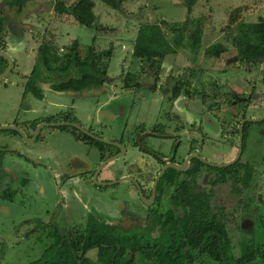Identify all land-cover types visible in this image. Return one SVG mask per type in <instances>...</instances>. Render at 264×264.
Listing matches in <instances>:
<instances>
[{"label": "flooded vegetation", "instance_id": "obj_1", "mask_svg": "<svg viewBox=\"0 0 264 264\" xmlns=\"http://www.w3.org/2000/svg\"><path fill=\"white\" fill-rule=\"evenodd\" d=\"M20 6L19 10L25 8L23 2ZM8 21L7 18L6 22ZM21 23L22 26L25 25V23ZM3 30H5L4 24L2 32ZM26 30L23 29V31ZM30 31L32 29L28 30V32ZM36 31V36L34 37L32 34V38L40 44L26 75L21 74L19 64L8 55L7 45H2L0 40V51H4L13 62L9 74L17 76L14 77L15 80L11 79L5 83V86L11 83L10 86L20 85L21 87L20 103L18 102L16 109L14 108L15 116L13 115L9 121L6 120L0 124V126L8 127L0 130L4 133L1 139L5 140V145L0 143V148L2 146L6 148L5 150L0 149V153L3 152L0 178L1 175L5 177L4 173L7 171L4 166V158L7 156L22 159L26 163H34L33 157L24 155L14 148V145L19 146L20 141L34 144L40 140L43 142L46 136L58 134L70 137L77 145L84 146L86 153L90 154V151L93 150L97 156L95 167L92 168V164L86 165L80 156L73 155L70 157L73 158V163H71L73 166L69 165L73 172L69 173L70 170L66 169L65 172L69 173V176L62 181L56 180L57 185L60 181L62 187L66 188L67 195L65 196L64 189L58 188L60 191L59 200L51 202V205L47 203L43 218L36 221L39 233L37 237L43 243V247L45 246L44 242L47 241L49 230L54 232L55 228H58L60 232L66 227L72 228L76 222L81 220L85 222L83 225L85 227L90 220H96L91 214L87 216L88 212L78 219L60 216L59 208L62 202L69 209L71 203L79 199L73 189L75 182H81L84 185L89 183L99 190L108 187L117 189L119 188L117 185L121 183L129 184L127 195L130 203L135 204L140 212L135 208L130 213H124L118 221L103 223L106 226L121 228L123 231L132 230L145 225V223L150 226L157 215L168 209L175 213L180 211L183 206L187 208V197L191 199L198 194L199 203L222 213L219 217L226 223L232 238L235 230H238L242 236H252L251 231L244 229L242 223L247 222L241 221L242 216L243 221L257 223L264 236V158L257 161L254 159V153L260 148L264 149V119H262L264 117V101L262 102L264 82L260 88L251 85L252 93L250 91L249 94L243 93V88L248 87L247 82L238 86L241 89L239 92L233 86L231 88L222 86L217 92L215 101H206L203 90L191 89L184 85L187 79L180 80L183 77H173L171 74L163 77L161 73L157 77L149 78L143 75L139 88L125 89L121 86L118 92L108 89L107 84L111 81L108 77L104 78L99 86L90 87L80 92H61L53 88L59 83L60 75L58 72L46 70L44 62L40 59V52L44 44L43 30L36 28ZM45 74L47 79L51 78L50 81H46ZM68 75L70 74L68 73ZM6 78L7 76L0 84ZM123 78L124 76L121 80ZM66 92L74 93V95H61ZM46 93L70 97L72 102L76 100V97H85L88 101L87 107L93 113V115L91 112L88 114L90 123L84 126L74 118V115L68 117L60 116L58 113L35 115L30 119L19 117L22 110L21 104L30 105L32 104L30 100L43 102ZM260 94L261 96H258ZM120 98L127 99L126 108L119 103ZM254 99H257L259 104L254 105ZM144 102L154 105L158 110L157 119L149 129H146L143 124H139L137 125L138 129L135 130V136L133 133L131 135L126 133L125 127L118 136H109L108 132L111 130L109 123L103 122V120H109L106 116H111L108 122H115L124 112L130 111L136 103L140 105ZM190 103L196 105V110H189ZM72 108L73 105L70 104L69 110ZM42 111L44 112V110ZM190 115L192 116L190 117ZM249 119L261 120L252 122L248 121ZM147 139L155 140L156 143L151 145ZM16 141L19 142L16 144ZM93 143H99L102 146L94 148L91 145ZM208 153L218 155V158L222 157V159L215 161V157L209 156ZM230 154L233 155L226 160L225 156ZM117 156V159L98 169L103 162ZM236 158L235 163L231 165L215 167L231 163ZM238 163L244 166L237 167ZM230 167H232L233 177L229 176L228 171H222ZM161 173L162 175H160ZM93 179L97 184L117 183L101 186L94 183ZM236 181L239 182L238 187L241 189L238 196L231 192L233 182ZM254 190L258 194L253 195ZM174 200L178 201L177 204L173 203ZM253 202L257 204L255 207ZM261 209H263V213H261ZM61 219H63L62 222ZM236 220L241 223L237 228L234 226ZM95 222L102 223L98 220ZM58 230L55 232L60 236L61 232L59 233ZM250 239L263 243L253 237ZM238 248L241 247L237 246L236 249Z\"/></svg>", "mask_w": 264, "mask_h": 264}, {"label": "rangeland", "instance_id": "obj_2", "mask_svg": "<svg viewBox=\"0 0 264 264\" xmlns=\"http://www.w3.org/2000/svg\"><path fill=\"white\" fill-rule=\"evenodd\" d=\"M55 1L0 0V17L6 14L9 20L4 23L5 30L1 32V44L7 45L8 55L19 64V70L23 75L29 72L32 64L31 60L36 56V51L40 44L32 38V34L34 37L37 34L36 28L43 30V38L45 36L48 38L52 37L49 31L46 32V29L51 28V25H49L53 17L51 5ZM67 1L72 4L77 0ZM21 2H23V7L25 8H20L19 10ZM181 2L182 5H180ZM94 3L93 11L97 17L98 24L109 28V31L95 32L92 28L72 22L62 26L61 30H52L56 34V38L52 43L54 45L50 46V49L57 59V63L53 64V66L56 67L64 61V55L68 53L73 41H77L79 44L80 56H84L92 45L96 52L105 51L111 47L112 52L108 61L109 67L106 76L111 79L107 85L112 92L119 91V87L122 86L121 78L127 71L136 72L137 74L142 72L140 69L141 64L136 60L133 64L134 59L131 57L132 45L139 25L166 22L167 20L168 23H175L174 19L175 21L178 20L177 22H183L187 17L186 7L184 6L185 0H122V9L118 11L111 9L99 0H94ZM182 7L185 11L181 14V10H177L179 15L176 14L175 16V9ZM236 8L243 9L241 16L247 23L257 22L259 18L264 17V0H195L190 18L193 20L197 18L203 19V36L199 53L197 56L192 57L189 49L184 48L179 49L176 55H168L161 65V76L164 77L171 74L173 77H183L180 80H189L191 89H200L207 94H210L211 91L213 92L211 88L218 84L220 89L222 86H227V88L233 86L239 92L241 89L238 86H242L247 82L248 87L243 88V93L246 94L250 93L251 85L260 88V85L264 82V63L255 66L253 64H238L237 59L234 63H228V60L235 58V51L232 49L214 60H208L203 57V50L207 46L224 42V33H221L220 29L226 25L229 13ZM49 12H51V15ZM169 19L173 21L170 22ZM21 22L25 23V25L22 26ZM22 28L27 30L23 31ZM29 29H32V31L28 32ZM166 36L169 38L171 34L167 32ZM95 37L96 39L93 43V38ZM58 74L60 76L63 75L61 73ZM69 74L74 76L75 71L70 69ZM148 75L151 77L149 73ZM14 77L17 76L10 73L0 84V124L6 120L9 121L16 114L14 113V108L16 109L19 102L21 87L20 85L10 86L11 83L5 86V83H8L11 79L15 80ZM50 80L51 78H48L46 81ZM258 96H261V94ZM75 99L72 102L70 97L46 93L43 102L30 100L32 103L30 105L24 106L21 104L22 110L19 117L30 119V117L35 115L56 113L60 114V116L68 117L74 115V118L86 126L90 123L88 114L91 112L87 107L88 101L85 97H76ZM215 100L217 99H212V101ZM206 101H211V99L206 98ZM119 103L126 108L127 99L120 98ZM256 103H258L257 99H254V105ZM70 104L73 105V110H69ZM189 110H196V105L190 103ZM112 111H115V109H112ZM157 113L158 110L155 109L154 105H150L147 102L140 105L136 103L130 111L124 112L115 122H108L111 116H106L109 120H103V122L109 123L111 128L108 132L109 136H118L122 133L124 127L126 128V133L130 135L133 133V136H135V130L138 129L137 125L143 124L146 129H149L157 119ZM91 114L93 115L92 112ZM3 134V132H0V143L5 145V140L1 139ZM44 139L43 142L40 140L34 144H26L25 141H20L18 147L14 145V148L18 149L22 154L33 157L34 163H26V161L13 156L4 158V166L7 171L4 173L5 177L1 175L0 178V264H27L41 256L44 247L37 237L39 233L36 221L43 218L47 203L51 205V202L54 203L59 200L60 191H58V188L60 190L61 188L64 189L65 196L67 195L66 188L62 187L60 181H58L57 185L56 180L62 181L69 176V173L73 172L71 171L72 168L70 169L69 167L73 163V158H70L73 155L80 156L86 165L92 164V168L95 167L94 163L97 162V156L93 150L90 151V154L86 153L85 147L77 145L70 137L54 134L46 136ZM147 141L151 145L156 143L155 140L147 139ZM18 142L16 141V144ZM0 149L5 150L6 148L2 146ZM208 155L214 156L215 161L222 159V157L218 158V155L209 153ZM231 155L233 154L225 156V159L231 158ZM262 158H264V149L260 148L254 153V159L257 161L258 159L262 160ZM70 166H73V164ZM66 169L70 170V172L66 173ZM58 173L59 176L56 177ZM118 186L119 188L117 189L108 187L107 189L99 190L96 186L89 183L84 185L81 182H75L73 189L80 200L77 199L79 202L74 201L71 203L69 209L62 202L59 208L60 216L78 219L88 212L87 216L91 214L102 223L118 221L124 213H130L136 208L135 204L132 205L130 203L127 195L129 184L121 183ZM256 194L258 192L254 190L253 195ZM253 205L255 207L257 205L256 202H253ZM138 211L140 212V209ZM261 213H263V209H261ZM43 220L45 221V218ZM241 221L247 222L242 224L244 229L252 232V236H242L238 230H235L233 232V240L236 246L241 242H248L251 237L264 243V236L261 234L262 230L259 229L260 226L257 223L252 224L248 221H243V216ZM56 222H58L57 219ZM234 223L236 228L241 224L239 220ZM84 224L85 222L81 220L76 222L73 227L83 228ZM44 243L46 246L48 241ZM95 252V250H91L86 253V256L95 261ZM57 254L62 255V260H52L49 264L74 263V256L65 245V240L62 241ZM234 254L239 255L240 249H235Z\"/></svg>", "mask_w": 264, "mask_h": 264}, {"label": "trees", "instance_id": "obj_3", "mask_svg": "<svg viewBox=\"0 0 264 264\" xmlns=\"http://www.w3.org/2000/svg\"><path fill=\"white\" fill-rule=\"evenodd\" d=\"M113 10H121L122 0H99ZM195 0H185L187 17L183 22L140 24L133 41L131 57L133 64L138 61L141 64V74L127 71L121 80L122 87L139 88L143 75L149 78L161 73L162 63L168 55H176L179 49H189L192 57L197 56L203 36V19H191L190 15ZM64 0H56L53 3L54 18L70 16L76 24L92 28L95 32L109 31L103 25L98 24L94 14V0H77L66 5ZM242 8L233 9L228 16L226 25L220 29L224 33L221 43H214L203 50V57L208 60L220 58L231 49L235 51L238 64L257 65L264 63V17L257 22L247 23L242 19ZM3 15V13H2ZM7 17H0V32ZM164 29H166L164 31ZM51 38H43L40 59L44 62L46 70L58 72L59 83L54 89L64 92H80L90 87L99 86L109 67V58L112 48L96 52L93 45L89 47L84 56L79 55V44L73 41L64 55V61L57 65L56 57L52 54L50 46L56 38L51 29ZM169 32L171 36L167 38ZM93 38V43L94 40ZM78 50V51H77ZM83 59H82V58ZM61 58V57H60ZM105 60V61H104ZM136 60V61H135ZM228 63L235 61L228 60ZM7 66V62L0 56V74ZM73 69L75 76L68 75ZM191 72V71H190ZM70 76V77H68ZM181 78V77H180ZM264 81V79H263ZM184 85L189 87V80ZM183 86V85H182ZM219 84L214 86L210 94L203 92L205 99H214L220 90ZM210 88V87H209ZM196 92V91H195ZM229 99V98H228ZM83 139V138H81ZM96 141V140H95ZM94 148L102 144H91ZM100 149V148H99ZM3 152L0 153V164ZM237 167L244 165L238 163ZM231 169L228 171L231 177ZM217 171V170H215ZM233 177V176H232ZM232 185L231 192L236 196L240 194L239 182H229ZM175 199V198H174ZM198 194L189 199L187 208L183 206L175 213L171 209L157 215L155 221L123 231L121 228L106 226L90 220L83 228H65L59 232L49 230L46 237L48 244L42 249L39 258L27 264H49L50 261H61L62 255L57 254L63 240L74 256L73 264H256L264 263V244L249 240L246 243L237 244L240 254L235 255L236 244L228 232L220 211H214L203 203H199ZM177 200L173 203L177 204ZM63 219H61V222ZM67 233V235H66ZM65 234V235H64ZM52 241V242H51ZM68 244V245H67ZM91 250H95L96 260L92 261L86 256ZM61 263V262H60Z\"/></svg>", "mask_w": 264, "mask_h": 264}, {"label": "water", "instance_id": "obj_4", "mask_svg": "<svg viewBox=\"0 0 264 264\" xmlns=\"http://www.w3.org/2000/svg\"><path fill=\"white\" fill-rule=\"evenodd\" d=\"M0 56L1 57H3L6 61H7V63H8V67L6 68V70L0 75V82L9 74V72H10V70L12 69V67H13V62H12V59L4 52V51H0ZM233 61H236V58H234L233 59ZM61 95H74V93H71V92H66V93H61ZM262 119H264V117L262 118ZM261 119H259V120H256V119H249L248 121H252V122H258V121H260ZM8 127H6V126H0V130H4V129H7ZM82 132H84V130H82ZM118 158V156L117 157H112V158H110V159H108V160H106L105 162H103L100 166H99V168L98 169H101L104 165H106L107 163H109V162H111V161H113V160H115V159H117ZM237 158H238V156H237ZM237 158L234 160V161H232L231 163H228V164H225V165H219V166H215V167H224V166H228V165H231V164H233V163H235V161L237 160ZM163 173V172H162ZM162 173L160 174V175H162ZM97 174V172L95 173V175ZM94 175V176H95ZM93 182L94 183H96L95 182V179H93ZM115 183H117V182H110V183H104V184H97V185H101V186H105V185H107V186H110V185H113V184H115Z\"/></svg>", "mask_w": 264, "mask_h": 264}, {"label": "crops", "instance_id": "obj_5", "mask_svg": "<svg viewBox=\"0 0 264 264\" xmlns=\"http://www.w3.org/2000/svg\"><path fill=\"white\" fill-rule=\"evenodd\" d=\"M64 1L66 2L65 3L66 5H70L67 0H64ZM180 5H182V2L180 3ZM51 7L53 8V4L51 5ZM177 10H181V14L183 13V11H185L183 7L182 8H176L175 9V16L177 14ZM49 14L51 15V12H49ZM177 15H179V14H177ZM169 20H170V22L173 21L171 19H169ZM177 21L178 20L175 21V19H174V22H177ZM71 22L72 23H75V21L71 17H69V16H64V17L59 18V19L54 18V16H53L52 19H51V21H50V23H49V25H51V28H49V29H51V30H61L62 29V26H64L65 24L71 23Z\"/></svg>", "mask_w": 264, "mask_h": 264}]
</instances>
